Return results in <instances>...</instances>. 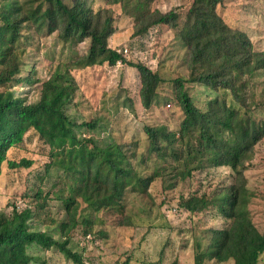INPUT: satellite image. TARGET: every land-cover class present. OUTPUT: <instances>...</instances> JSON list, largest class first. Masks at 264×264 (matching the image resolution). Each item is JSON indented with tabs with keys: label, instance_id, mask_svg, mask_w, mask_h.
<instances>
[{
	"label": "trees",
	"instance_id": "1",
	"mask_svg": "<svg viewBox=\"0 0 264 264\" xmlns=\"http://www.w3.org/2000/svg\"><path fill=\"white\" fill-rule=\"evenodd\" d=\"M110 1L119 3L133 18L134 36L148 34L157 26H176L177 13L150 8L153 0ZM220 1L192 0L186 11L177 36L188 53L189 73L171 81L182 115L174 130L165 124L144 127L146 153L156 154L154 174H160L158 160L163 163L170 158L175 165L168 166L178 180L204 168L225 167L233 173V181L228 185L209 194H190L180 205L190 214L212 210L214 217L225 222L209 229L207 249L205 253H196L197 262L208 254L216 261L232 259L234 264H256L264 251V232L257 229L250 216L248 201L253 191L246 186L245 171L255 145L264 138V120L252 117L251 107L260 102L247 100L246 90L250 78L264 71V50H255L244 31L224 20L217 11ZM32 23L46 26L49 33L57 31L64 42L89 38L85 55L77 61L81 67L124 61L119 51L108 47L113 17L107 9L96 7L94 0H3L0 86L21 80V36ZM127 64L139 71L141 102L149 107L158 96L162 77L144 64ZM68 80L57 71L53 78L43 82L39 99L31 103L13 90L0 91V161L5 159L7 149L21 143L25 132L32 128L47 144L49 153L57 157L51 164L60 168L68 181V195L58 199L71 218L78 209V199L91 211L110 208L121 212L124 191L140 186V191L146 192L155 175L139 176L132 168L131 156L121 145L100 146L93 138L76 136L73 122L63 109L72 88ZM188 84L203 88V106L194 101ZM18 164L26 167L30 161L21 158ZM31 213L30 208L0 213V264H29L32 257L27 247L33 243L46 247L55 244L68 257L74 256L50 235L29 230Z\"/></svg>",
	"mask_w": 264,
	"mask_h": 264
},
{
	"label": "rangeland",
	"instance_id": "2",
	"mask_svg": "<svg viewBox=\"0 0 264 264\" xmlns=\"http://www.w3.org/2000/svg\"><path fill=\"white\" fill-rule=\"evenodd\" d=\"M94 1L96 7L112 15L108 47L119 51L124 61L81 67L77 61L85 55L89 38L64 42L57 31L49 33L46 26L32 23L21 36L22 78L0 86V91L13 90L26 103L35 102L43 82L57 71L63 73L72 85L63 109L73 122L76 136L93 138L100 146L121 145L139 176H155L149 180L146 192H141L140 186L124 191L121 212L110 208L91 211L78 199V209L71 218L58 199L68 195V181L61 169L51 164L57 157L30 128L23 141L9 147L0 161V213L30 208L29 230L50 235L74 255L68 257L55 244L46 247L33 243L27 247L32 257L29 264H234L232 259L216 261L208 254L197 262L196 253L207 249L209 229L225 222L214 217L212 210L190 214L180 205L190 194H209L228 185L233 173L225 167L204 168L178 180L169 167L175 165L170 158L163 163L159 159L160 174H154L156 154L146 153L144 127L165 124L174 130L182 115L171 81L189 73L188 53L177 31L192 0H153L150 8L177 13L176 26H157L140 36L133 35V18L119 3ZM2 4L0 0V8ZM217 9L228 24L247 34L255 50H264V0H221ZM127 62L144 64L163 79L157 88L158 98L149 107L141 102L139 71ZM249 82L246 99L260 102L251 107L250 113L264 120V71L255 73ZM186 86L194 101L203 106V88L199 84ZM21 158L28 159L29 166L19 165ZM245 174L246 186L253 191L248 201L250 216L257 229L264 232V138L255 145ZM256 264H264V251Z\"/></svg>",
	"mask_w": 264,
	"mask_h": 264
},
{
	"label": "built area",
	"instance_id": "3",
	"mask_svg": "<svg viewBox=\"0 0 264 264\" xmlns=\"http://www.w3.org/2000/svg\"><path fill=\"white\" fill-rule=\"evenodd\" d=\"M123 51H124V53H127V49L126 48H124ZM167 105H169V104H167Z\"/></svg>",
	"mask_w": 264,
	"mask_h": 264
}]
</instances>
